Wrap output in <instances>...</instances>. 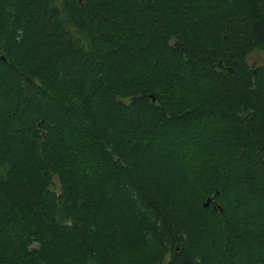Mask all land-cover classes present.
Segmentation results:
<instances>
[{
	"label": "trees",
	"instance_id": "16d2710c",
	"mask_svg": "<svg viewBox=\"0 0 264 264\" xmlns=\"http://www.w3.org/2000/svg\"><path fill=\"white\" fill-rule=\"evenodd\" d=\"M254 52L264 0H0V264H264Z\"/></svg>",
	"mask_w": 264,
	"mask_h": 264
},
{
	"label": "rangeland",
	"instance_id": "374dc122",
	"mask_svg": "<svg viewBox=\"0 0 264 264\" xmlns=\"http://www.w3.org/2000/svg\"><path fill=\"white\" fill-rule=\"evenodd\" d=\"M247 62L250 66H258L264 62V54L254 52L248 57Z\"/></svg>",
	"mask_w": 264,
	"mask_h": 264
},
{
	"label": "water",
	"instance_id": "95a60500",
	"mask_svg": "<svg viewBox=\"0 0 264 264\" xmlns=\"http://www.w3.org/2000/svg\"><path fill=\"white\" fill-rule=\"evenodd\" d=\"M151 98H152V100H153V97H152V96H151ZM211 201H212V200H211L210 198H208V199L206 200V202L203 204V207H208ZM215 206L218 208L219 211H222V209H221L219 206H217V205H215ZM216 207H214V209H216Z\"/></svg>",
	"mask_w": 264,
	"mask_h": 264
}]
</instances>
